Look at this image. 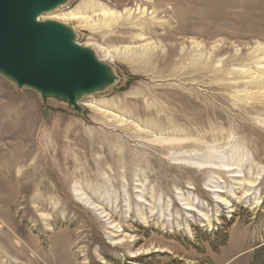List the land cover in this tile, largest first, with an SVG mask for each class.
I'll use <instances>...</instances> for the list:
<instances>
[{
    "label": "rangeland",
    "instance_id": "374dc122",
    "mask_svg": "<svg viewBox=\"0 0 264 264\" xmlns=\"http://www.w3.org/2000/svg\"><path fill=\"white\" fill-rule=\"evenodd\" d=\"M40 19L117 81L77 111L0 74V264H264V0Z\"/></svg>",
    "mask_w": 264,
    "mask_h": 264
},
{
    "label": "water",
    "instance_id": "95a60500",
    "mask_svg": "<svg viewBox=\"0 0 264 264\" xmlns=\"http://www.w3.org/2000/svg\"><path fill=\"white\" fill-rule=\"evenodd\" d=\"M68 0H0V74L77 111L86 95L117 81L114 68L76 42L75 30L40 17Z\"/></svg>",
    "mask_w": 264,
    "mask_h": 264
},
{
    "label": "bare ground",
    "instance_id": "6f19581e",
    "mask_svg": "<svg viewBox=\"0 0 264 264\" xmlns=\"http://www.w3.org/2000/svg\"><path fill=\"white\" fill-rule=\"evenodd\" d=\"M193 118V117H192ZM193 123V122H192ZM221 135V134H220Z\"/></svg>",
    "mask_w": 264,
    "mask_h": 264
}]
</instances>
